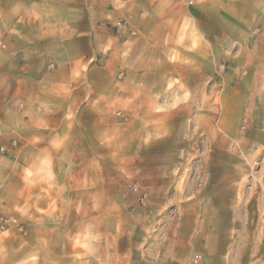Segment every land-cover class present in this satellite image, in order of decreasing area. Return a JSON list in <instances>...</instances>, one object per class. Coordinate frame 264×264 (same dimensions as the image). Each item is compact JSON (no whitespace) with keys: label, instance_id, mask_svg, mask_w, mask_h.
Here are the masks:
<instances>
[{"label":"rangeland","instance_id":"374dc122","mask_svg":"<svg viewBox=\"0 0 264 264\" xmlns=\"http://www.w3.org/2000/svg\"><path fill=\"white\" fill-rule=\"evenodd\" d=\"M20 1L0 0V93L10 91L22 64L34 69L36 57L23 53L37 49L18 46L27 41L81 40L82 76L70 90L85 86L92 98L94 82H80L95 69L96 113L79 111L77 97H66L55 111L37 103L23 112L30 121L62 119L55 142L18 141L9 105L0 110V158L13 152L21 170L96 171V191L81 192L75 208L60 211L80 220L73 243L81 263L264 264V0H208L214 11L241 13L206 16L222 23L208 33L194 19L198 14L183 16L195 0H163L178 23L177 46L166 49L160 76L147 49L132 44L140 23L117 13L126 0ZM158 2H142L141 12ZM26 6L43 14L10 12ZM67 7L79 17L60 11ZM46 50L55 53L51 71L73 53ZM32 150L45 154L27 160ZM7 216L15 224L0 237L23 234L18 216Z\"/></svg>","mask_w":264,"mask_h":264},{"label":"crops","instance_id":"0c3cea01","mask_svg":"<svg viewBox=\"0 0 264 264\" xmlns=\"http://www.w3.org/2000/svg\"><path fill=\"white\" fill-rule=\"evenodd\" d=\"M135 1V6L138 7H133ZM144 1L149 0H126L122 5V11L117 13L130 19V22L140 23L137 28V37L134 38L132 44L134 47L147 49L150 53L147 62L154 65V73L160 76L161 68L166 62V49L177 46L178 13L172 8L163 7V0H157L159 2L156 6H151L149 13L144 15L139 7ZM164 4L167 5L168 0ZM214 10L208 6V0H195V7H192V10L187 9L183 12V16L186 12L191 18L198 14L194 19L197 20L203 33L212 31L210 27L213 25H222L219 20L207 21L206 16L217 15L229 18H240L241 16L240 12ZM60 11L67 16L79 17L80 14L75 7H67ZM10 12L11 14L40 15L43 14V9L27 6L24 9L13 7ZM263 12L264 10L260 13L262 18ZM0 14L2 15L1 11ZM76 25L79 24L74 23V26ZM10 31H13L12 26ZM82 44L83 42L79 39H66L57 43L49 40L27 41V43L18 45L37 49L32 53H23V58L26 60L36 57L37 62L34 69L29 61L22 64L18 75L11 80L10 91L0 93V110H4L3 108L9 105L10 133L18 141L32 145H47L60 137V130L65 126L62 119L50 118V115L45 119H32L31 121L29 118H23V112L30 111L37 103V105L46 106L44 111L50 112L63 106L61 103L66 97L73 99L77 97L79 111H87L90 115L98 111L99 92L96 89L95 69L92 66L89 67V72L84 75L80 83L94 82V98L88 94L85 86L70 90L74 83L81 79H78L77 75L81 73L79 62L83 57ZM92 44L94 43L89 41L90 47ZM51 47L73 49L71 55L64 54L63 60L56 62L58 66L53 71L49 70V62L54 65L55 53H51L54 54L53 56L46 50ZM39 48L42 50H38ZM86 61H88L87 58ZM158 62L160 66H157ZM23 72L25 74H22ZM87 97H90L88 102ZM89 139L91 141L92 137L90 136ZM44 154V151H27L26 159L37 160ZM23 174H25V185L21 189ZM96 183V171L29 167L21 170L15 166L13 152L4 159L0 158V217L17 215L25 229L23 234L12 231L8 236L0 237V264H83L77 258V250L73 243L79 231L77 224L80 220L75 214L61 215L60 211L65 206L70 209L75 208L79 203L77 200L81 192L92 190L95 192ZM108 256L107 250V260ZM94 257L96 259L97 255L94 254ZM89 264L93 263L90 261Z\"/></svg>","mask_w":264,"mask_h":264},{"label":"built area","instance_id":"2783aa9c","mask_svg":"<svg viewBox=\"0 0 264 264\" xmlns=\"http://www.w3.org/2000/svg\"><path fill=\"white\" fill-rule=\"evenodd\" d=\"M189 4H192V2H190ZM13 224H15V219H13L12 217L10 216L0 217V231H4L5 227Z\"/></svg>","mask_w":264,"mask_h":264}]
</instances>
